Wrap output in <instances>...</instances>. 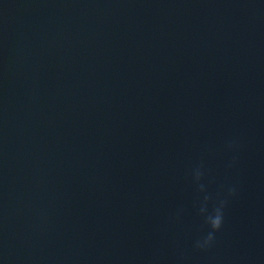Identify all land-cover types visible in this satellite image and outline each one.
<instances>
[{"label":"water","instance_id":"1","mask_svg":"<svg viewBox=\"0 0 264 264\" xmlns=\"http://www.w3.org/2000/svg\"><path fill=\"white\" fill-rule=\"evenodd\" d=\"M0 264H264V0H0Z\"/></svg>","mask_w":264,"mask_h":264},{"label":"clouds","instance_id":"2","mask_svg":"<svg viewBox=\"0 0 264 264\" xmlns=\"http://www.w3.org/2000/svg\"><path fill=\"white\" fill-rule=\"evenodd\" d=\"M200 173L197 172V177H199ZM224 202L215 208L214 213L207 216V223L210 225L212 231H210L207 236L204 238V242L201 243L197 241V247H205L210 246V244L215 240V233L219 231L223 225L224 220ZM202 212H206V208L201 209Z\"/></svg>","mask_w":264,"mask_h":264}]
</instances>
